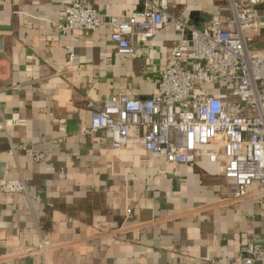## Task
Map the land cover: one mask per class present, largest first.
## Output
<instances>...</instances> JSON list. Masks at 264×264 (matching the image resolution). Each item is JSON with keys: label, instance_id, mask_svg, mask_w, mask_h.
I'll return each mask as SVG.
<instances>
[{"label": "crops", "instance_id": "obj_1", "mask_svg": "<svg viewBox=\"0 0 264 264\" xmlns=\"http://www.w3.org/2000/svg\"><path fill=\"white\" fill-rule=\"evenodd\" d=\"M70 1L0 0V183L23 178L31 195L0 191V264H42L15 254L42 240L59 245L44 264H208L264 242V193L226 201L222 157L191 168L152 160L143 129H131L118 152L90 132L89 101L157 92L178 36L168 27L122 55L112 30L59 29ZM85 2L107 19L141 6ZM169 2L200 30L230 13L226 0ZM35 152L49 157L38 163Z\"/></svg>", "mask_w": 264, "mask_h": 264}, {"label": "built area", "instance_id": "obj_2", "mask_svg": "<svg viewBox=\"0 0 264 264\" xmlns=\"http://www.w3.org/2000/svg\"><path fill=\"white\" fill-rule=\"evenodd\" d=\"M226 2L229 15L213 17L200 30L180 19L169 0H140L132 14L110 19L85 0H71L58 27L64 33L112 30L110 40L122 55L174 28L178 37L156 79L157 92L145 100L120 94L89 101L90 132L118 152L131 129H143L152 160L191 168L201 157L213 164L222 157L223 196L232 203L248 199L255 187L264 193V0ZM33 157L39 163L49 155ZM0 191L31 199L23 178L3 180ZM57 249L42 240L15 254L17 260L39 256L44 264ZM208 264H264V242L253 238L233 260Z\"/></svg>", "mask_w": 264, "mask_h": 264}]
</instances>
